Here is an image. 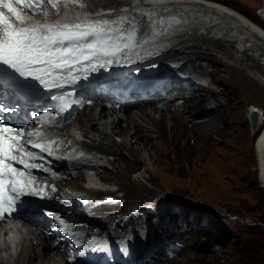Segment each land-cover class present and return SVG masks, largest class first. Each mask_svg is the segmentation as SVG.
<instances>
[{"label": "bare ground", "instance_id": "6f19581e", "mask_svg": "<svg viewBox=\"0 0 264 264\" xmlns=\"http://www.w3.org/2000/svg\"><path fill=\"white\" fill-rule=\"evenodd\" d=\"M100 1L86 0L80 4L76 3L74 9L72 6L66 8L52 22H49L52 20L49 17L39 18L37 14L34 15V19H39L41 23H71L84 20H114L121 15H126L128 21L123 23L122 28L125 32H129L135 24L136 38L133 52H138L139 56L130 63L115 64L109 69L101 68L98 72L93 73L87 81L81 80L75 86V90L78 95L81 93L86 97L78 99L76 96L70 95L59 100L57 105L47 106L58 122H62L67 117H72L67 122L70 123L68 127L71 132L59 134L49 133L46 129L37 130L40 136L37 141L32 140L41 143L54 141L51 145L54 155L53 158L48 159L47 163L49 171L43 174L53 179L55 185L65 192L60 193V196L70 195L79 188H84L81 180L83 175L85 182L104 181L109 183L106 185L109 190L96 189L92 191L91 195L97 198H102L104 195L118 196L113 192L114 185L122 183L130 194L129 200L124 197L121 198L124 203H129L124 207L128 212H120V214H115V217L111 215L105 219L103 216L90 220L85 211H79L80 213L77 215V210L73 213L74 209L64 208L57 203L47 205L39 200H30L39 206L48 207L50 212L55 215H63L65 224L60 225L51 216L42 214L41 216H32L16 254L9 251L7 244H2V235H0V252L5 253V255L0 256V264H85L87 259L82 255H76L78 252L82 253L85 241H88L87 251L99 249V247L101 249L108 247L113 250L119 264L122 261L126 264H142L149 257L152 258L151 260L155 259V261L150 262L151 264H158L162 257L159 248L156 246L152 248L154 251L151 254L155 257L151 254L147 256L142 253L141 242L138 243L139 248L132 245L130 253L123 254L122 250L120 255L122 258L118 256L120 253L118 248L120 247L115 243V240L118 238L121 241L130 232V222L127 218L132 214L133 207L142 206L150 200L156 199L159 194L164 192L165 187L170 186L160 182L158 177L147 168H142L143 172L137 170L134 176H129L125 167L132 166L137 161L136 159L128 160L121 155L119 152L121 147L133 154L139 151L146 152L148 147L156 148V144H153L154 138L163 139L165 144L172 145L187 153L186 157L183 158L186 163L184 165L179 163L178 170L185 177H190L199 182V187L203 190H215L216 184L222 178L229 177L231 168L226 159H219L220 169L217 172L213 170L212 173H206L201 169L191 170V167L183 169V166L188 164L191 166L192 161L199 159L192 158L191 153L194 150L208 149L212 151L217 141L225 137L222 124L225 118L230 117L229 112L224 111L223 115L221 113V121L209 119L197 123L193 120V110H199L202 102L196 101L192 104V101L195 100V93H197L194 90L195 84L191 85L189 79L177 77L172 80H150L147 79L149 76L143 74L135 80L129 75V73H134L132 68H141L149 62L171 53H182L181 57H174L170 60L171 62L182 59L191 61L200 55L193 52L194 50H215L218 57L213 59L230 64L231 66L227 67V71L232 79L242 84L249 91L252 99L264 103V23L261 20H256L257 17L254 19L247 15L238 3L232 0H132L117 9L114 6H106L95 10ZM110 2L111 0H107L104 1V4ZM58 4L61 5L62 0H58ZM33 9L25 8V10ZM137 9L140 11L135 12L134 10ZM56 13L57 9H53L51 15L54 16ZM148 15L152 18L151 22L147 19ZM161 20L164 21L163 24L160 23ZM114 27L119 28L121 25L117 24ZM200 29L201 31H198ZM207 43H213L215 47ZM106 74L116 76L119 80L118 83H104L103 78ZM190 74L193 79L200 77L201 72L193 69L190 70ZM72 91L71 88H65L59 90L58 93ZM181 91L185 92L181 93ZM186 91L189 93L187 94ZM170 92L178 93L173 96L171 94L172 99L170 101L160 103L155 100ZM6 93L10 94L11 91H6ZM112 96L118 98L117 103L112 102L115 100H110ZM131 97L135 98L136 102L127 101ZM98 98L107 101H100L102 107L97 115L95 106ZM68 100L72 101L74 108L71 111L60 110L62 102ZM146 101H150L154 105L152 110L143 106L139 112H125L131 105H135L134 103L143 105ZM110 102L120 106L112 108L111 105L107 104ZM167 110L169 111L167 112ZM255 110H260L264 115L262 105L252 104V114ZM155 111H160L159 117ZM109 113L111 120L107 126L110 127V131H107L99 124L98 119L108 118ZM168 114L169 118L167 117ZM75 118L76 120L73 121ZM84 136L97 138L98 141L87 140ZM182 139L184 142L180 145L179 142ZM254 150L258 180L264 190V123L259 132L255 131ZM93 151H97L95 156L92 154ZM66 153L72 154V161L55 158L57 155L61 157L62 154ZM145 155L143 153V156ZM107 158L112 165V174L106 172L107 166L104 163ZM116 159H121L125 165H117ZM62 164H67L68 167H62ZM89 167L95 172L87 173L86 178L83 168ZM143 179L151 184L148 185ZM173 188L184 192L187 185L180 182L178 185H173ZM100 201L103 202L104 199ZM107 207H100V210H94L91 213L108 215L116 212L113 208L115 205ZM160 215L162 226L165 229L173 230L170 226L173 227L172 221L174 219L171 220L169 211L163 208ZM51 230L61 231L54 236L57 241L52 239ZM65 230L71 234L64 233ZM187 233L183 232L179 237L183 239ZM0 234H3L1 228ZM60 241H65V243L61 244ZM88 254L92 253L88 252ZM127 255L131 256L130 260H123V256L126 257ZM186 255L185 264L196 263L205 259L196 251L193 256L190 253ZM174 261L168 259L162 264H173ZM95 263L104 264L102 260Z\"/></svg>", "mask_w": 264, "mask_h": 264}, {"label": "rangeland", "instance_id": "374dc122", "mask_svg": "<svg viewBox=\"0 0 264 264\" xmlns=\"http://www.w3.org/2000/svg\"><path fill=\"white\" fill-rule=\"evenodd\" d=\"M85 1L77 0L73 3L72 0H62L61 5L57 4V7L53 8L48 0H44L42 7L39 9L34 7L33 10L29 11V15L34 16L33 13L35 12L39 18L49 17L53 20L62 14L66 8L75 7L76 3L80 4ZM104 1L107 0H101L95 10L106 6H114L117 9L132 0H111L110 3L106 4ZM232 1L238 3L247 15L254 19L257 17L256 20H261L264 23L261 16L264 0ZM53 9H57L54 16L51 15ZM207 44L215 47L213 43ZM193 52L200 54L199 57L191 61L182 59L171 62L170 60L174 57L178 58L182 55V53H171L151 61L141 68H132L134 73H129V75L135 80L142 74L149 76L146 78L150 80H172L176 77L189 79L191 85H196L194 90L197 92L192 104L196 101L202 102L199 110H193V120L197 123L209 119L221 121V113L223 115L224 111L229 112L230 117L223 118L225 121L223 120L222 124L225 137L217 141L212 151L208 149L194 150L191 153L192 158L199 159L192 161L191 166L189 164L183 166V169L191 167V170L201 169L206 173H212L213 170L219 171V159H226L231 168L229 177L222 178L220 182L217 181L215 190H203L200 189L199 182L190 177H185L178 170L179 163L183 165L186 163L183 158L186 157L187 153L172 145L165 144L163 139L154 138L153 144H156V148L148 147L146 152L149 155L143 151L133 154L121 147L119 149L121 155L128 160L136 159L137 161L134 165L125 167L129 176H134L137 170L142 171V168H147L158 177L160 182L170 186L165 187L164 192L159 194L156 199L150 200L142 206L133 207L132 214L127 218L130 222V232L121 241L117 238L115 243L120 248L123 247V254H126L131 252L132 245L139 248L138 243L141 242L142 253L147 256H150L154 251L152 248L156 246L162 255L158 264H162L168 259H172V261L177 259L173 264H185L186 254L190 253L193 256L195 251L199 252L205 259L191 264H264V190L258 180L254 150L255 128L251 112L252 104H260L264 109V103L252 99L249 91L235 79H232L227 71V67L231 66L230 64L213 59L218 57L215 50L205 49L202 51L194 50ZM193 69L201 72L200 77L192 79L190 70ZM183 92L185 91H181V93ZM175 93L178 92L166 93L161 98L159 97L160 99L155 100L160 103L170 101L172 99L170 95L173 96ZM186 93L189 92L186 91ZM96 103L95 112L98 115L102 104L98 99ZM107 104L111 105L112 108L116 106L113 103ZM134 104L125 112H139L143 106L152 110L154 106L150 101L144 102L143 105ZM158 108L160 109V107ZM155 112L159 117L160 111ZM110 116L109 113L108 118L98 119L99 124L107 131H110V127L107 126L111 120ZM68 131L71 130L67 125L65 132ZM84 138L98 141L97 138L89 136H84ZM183 142L184 139L179 144L181 145ZM143 153L146 155L143 156ZM92 154L95 156L97 151H93ZM115 161L119 166L125 165L121 159ZM104 164L107 166L106 172L112 174V165L108 158ZM62 167H68V165L62 164ZM85 177L87 178V173H85ZM81 180L84 184V175ZM143 180L148 185L151 184L146 179ZM180 182L187 185L184 192L173 188V185H178ZM114 186L113 192L119 196L120 201H123L121 200L122 197L129 200L130 194L122 183H116ZM126 204L129 203L123 201L119 205L115 204L113 208L116 212L109 214V216L115 217V214H120V212H128L124 208ZM163 208L169 211L171 220L174 219L172 221L173 227L170 226L173 230L165 229L162 226L160 213ZM107 218L109 217L107 216ZM80 221L82 222V220ZM194 230L195 233H193ZM188 231L190 232L187 233ZM183 232L187 234L182 239L179 236ZM52 239L56 240L54 236ZM62 243L63 241H61ZM153 257L155 256L153 255ZM151 259V257L147 258L142 264H151L150 262L155 261V259ZM123 260L129 261L130 259L123 258ZM123 262L120 264H126Z\"/></svg>", "mask_w": 264, "mask_h": 264}, {"label": "snow or ice", "instance_id": "6c2138e0", "mask_svg": "<svg viewBox=\"0 0 264 264\" xmlns=\"http://www.w3.org/2000/svg\"><path fill=\"white\" fill-rule=\"evenodd\" d=\"M15 3L24 8L39 9L44 0H15ZM48 3L55 8L58 0H48ZM28 19L30 17L23 16L14 6V0H0V111H17L15 105H4L3 93L6 91L14 90L19 96L29 92L47 94L52 101L63 100L75 94V86L81 80L87 81L101 68L109 69L115 64L130 63L139 56L138 52H133L135 24L129 32L122 28L123 23L128 21L126 15L114 20L37 22L34 25L27 24ZM147 19L151 22L152 18L148 15ZM117 24L121 27H114ZM65 88L73 91L56 94ZM27 115L41 123L45 122V118L48 123L58 122L49 111H43L41 115L34 112ZM27 126V120L21 124H12L11 121L0 119V221L7 222L23 214L26 211L23 197L40 195L47 189L46 185L39 188L34 186L33 169L49 171L45 163L37 161H44L45 153L48 156L54 155L51 150L54 141L38 143L28 139L27 145L39 151L29 150L21 142L22 139L25 135L32 137L40 133H26ZM52 190L55 191L54 186ZM44 214L53 217L60 225L65 224L64 219L58 215L46 210Z\"/></svg>", "mask_w": 264, "mask_h": 264}, {"label": "water", "instance_id": "95a60500", "mask_svg": "<svg viewBox=\"0 0 264 264\" xmlns=\"http://www.w3.org/2000/svg\"><path fill=\"white\" fill-rule=\"evenodd\" d=\"M262 18L264 19V12L261 13ZM254 128L255 131L259 132L264 123V115L260 110H255L253 113Z\"/></svg>", "mask_w": 264, "mask_h": 264}, {"label": "clouds", "instance_id": "9594fccd", "mask_svg": "<svg viewBox=\"0 0 264 264\" xmlns=\"http://www.w3.org/2000/svg\"><path fill=\"white\" fill-rule=\"evenodd\" d=\"M0 235H2V234H0ZM10 238V237H9Z\"/></svg>", "mask_w": 264, "mask_h": 264}]
</instances>
